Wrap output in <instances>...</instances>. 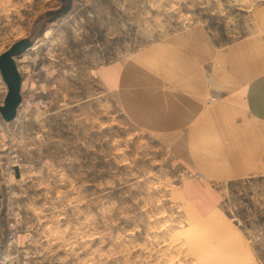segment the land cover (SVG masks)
Masks as SVG:
<instances>
[{
	"label": "rangeland",
	"instance_id": "rangeland-1",
	"mask_svg": "<svg viewBox=\"0 0 264 264\" xmlns=\"http://www.w3.org/2000/svg\"><path fill=\"white\" fill-rule=\"evenodd\" d=\"M196 28L264 47V0H0V56L28 41L0 112V264H264L262 137L179 144L125 100Z\"/></svg>",
	"mask_w": 264,
	"mask_h": 264
},
{
	"label": "crops",
	"instance_id": "crops-1",
	"mask_svg": "<svg viewBox=\"0 0 264 264\" xmlns=\"http://www.w3.org/2000/svg\"><path fill=\"white\" fill-rule=\"evenodd\" d=\"M184 43L186 48L180 43L169 47L176 57L170 61L172 66L153 69V90L139 88L136 98H125L129 105L137 104L139 121L170 132L169 137L179 144L188 140L193 145L220 132L231 140L250 143L262 137L264 141V47L244 39L221 50L198 28L184 36ZM144 57L137 53L132 60L140 63ZM127 76L124 85L130 79ZM209 95L218 98L212 107L205 105ZM214 147L209 148L216 152Z\"/></svg>",
	"mask_w": 264,
	"mask_h": 264
},
{
	"label": "water",
	"instance_id": "water-1",
	"mask_svg": "<svg viewBox=\"0 0 264 264\" xmlns=\"http://www.w3.org/2000/svg\"><path fill=\"white\" fill-rule=\"evenodd\" d=\"M27 47L28 41L24 39L15 43L0 56V70L9 88L4 103L0 106V112L6 121L15 118L22 101V76L18 69L16 57L23 53Z\"/></svg>",
	"mask_w": 264,
	"mask_h": 264
},
{
	"label": "bare ground",
	"instance_id": "bare-ground-1",
	"mask_svg": "<svg viewBox=\"0 0 264 264\" xmlns=\"http://www.w3.org/2000/svg\"><path fill=\"white\" fill-rule=\"evenodd\" d=\"M1 71V70H0ZM2 74V73H1ZM3 77V76H2ZM4 80V79H3ZM5 81V80H4ZM6 83V82H5ZM7 84V83H6ZM8 86V85H7ZM9 89V88H8ZM21 90H22V88H21ZM8 93V92H7ZM173 249V248H172Z\"/></svg>",
	"mask_w": 264,
	"mask_h": 264
}]
</instances>
